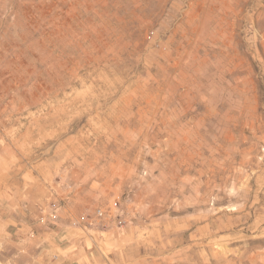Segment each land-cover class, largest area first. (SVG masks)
<instances>
[{"label":"rangeland","instance_id":"rangeland-1","mask_svg":"<svg viewBox=\"0 0 264 264\" xmlns=\"http://www.w3.org/2000/svg\"><path fill=\"white\" fill-rule=\"evenodd\" d=\"M0 264H264V0H0Z\"/></svg>","mask_w":264,"mask_h":264},{"label":"built area","instance_id":"built-area-1","mask_svg":"<svg viewBox=\"0 0 264 264\" xmlns=\"http://www.w3.org/2000/svg\"><path fill=\"white\" fill-rule=\"evenodd\" d=\"M115 205H116V202H115ZM96 212H97V214H99L100 216L103 215V210L100 209V208H99ZM56 216H57L56 214H51V215H50V218L52 217V219H55ZM42 220H44V217H42Z\"/></svg>","mask_w":264,"mask_h":264}]
</instances>
